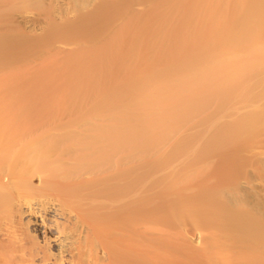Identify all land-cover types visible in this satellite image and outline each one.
I'll list each match as a JSON object with an SVG mask.
<instances>
[{
    "label": "bare ground",
    "instance_id": "bare-ground-1",
    "mask_svg": "<svg viewBox=\"0 0 264 264\" xmlns=\"http://www.w3.org/2000/svg\"><path fill=\"white\" fill-rule=\"evenodd\" d=\"M0 264H264V0H0Z\"/></svg>",
    "mask_w": 264,
    "mask_h": 264
}]
</instances>
